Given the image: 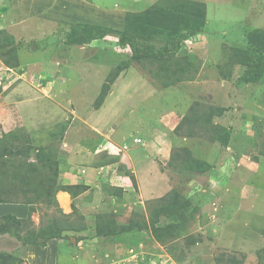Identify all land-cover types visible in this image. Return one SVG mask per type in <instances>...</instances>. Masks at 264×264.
Returning <instances> with one entry per match:
<instances>
[{"label":"rangeland","instance_id":"rangeland-1","mask_svg":"<svg viewBox=\"0 0 264 264\" xmlns=\"http://www.w3.org/2000/svg\"><path fill=\"white\" fill-rule=\"evenodd\" d=\"M68 1L0 0V43L18 48L0 54V136L18 116L33 146L18 160L36 161L43 147L58 160L59 183L68 184L62 173L74 166L86 171L75 175L79 195L60 190L59 207L37 202L32 214L37 231L57 218L70 237L24 247L26 231L22 239L0 234V264H264V65L241 85L235 51L264 53V0L170 1L176 11L206 12L203 33L184 39L162 63L131 62L113 83L114 68L131 57L116 31L126 28L128 12L157 0ZM79 23L115 32L68 45L66 34ZM192 106L215 124L194 120L176 130ZM216 123L229 127L228 144ZM102 150L108 156L100 159ZM87 174L91 181L82 183ZM172 188L193 207L176 235L162 233L164 242L137 228L106 235L132 219L167 226L169 217L157 211ZM13 204L17 214L29 210Z\"/></svg>","mask_w":264,"mask_h":264},{"label":"trees","instance_id":"trees-1","mask_svg":"<svg viewBox=\"0 0 264 264\" xmlns=\"http://www.w3.org/2000/svg\"><path fill=\"white\" fill-rule=\"evenodd\" d=\"M174 0H157L152 3L150 7L136 14L127 13L128 22L124 30H117L119 35L117 41L118 47L129 48L131 50V57L128 62L117 65L114 73L108 77V82L113 83L115 78L125 68H128L131 62H138L144 64L146 61L154 63V61L164 62L163 56L171 51H177L180 48V44L184 39L191 36L203 33L206 23V12L199 14V12L186 11L188 9L177 10L171 6V2ZM180 0H175V2ZM188 3H199L198 1L187 0ZM202 3V2H201ZM136 6L138 3L135 4ZM130 18H129V17ZM171 17H183V23H176V20ZM173 19V20H172ZM115 32L114 29L101 25H89V24H73L71 30L66 34V43L72 44H85L95 39L104 38L107 34ZM150 34V35H149ZM151 38L152 40H149ZM17 45L15 42L7 40L4 43H0L1 55H14L17 53ZM235 50V49H234ZM239 51L240 57L237 59L244 67L242 78L238 79L239 84L251 81V78L258 76L259 71L263 67L264 53L257 48L253 49H236ZM240 74V75H241ZM241 77V76H240ZM254 81V80H253ZM103 84L102 92L98 101H103L106 96L109 83ZM211 110V109H210ZM200 111L192 106L189 114L184 116L178 123L177 128L181 129V126L185 124H193L195 122L203 121L204 123L214 120L210 118L209 113L200 114ZM21 118L18 116L12 119L4 128L3 136L0 138V178H6L13 180V184L7 185L1 180L0 183V202L2 203H19L23 202L29 205V210L23 212L22 216H17L13 213H6L0 216V234H8L16 236L18 239H22V233L26 231L27 240L22 239L21 243L24 247L28 244H35L36 246H45L48 241L54 239H61L70 237L67 234V226H62V222L55 218L48 230L37 229L34 227V221L32 214L37 210L36 203L42 202L51 206L56 204L59 207V203L56 199L57 192L65 190L72 193L74 196L79 195L82 189V185L78 184H63L59 183L58 177L60 170H58V160L53 158L49 152H45V149L39 148L36 161H31L27 158L18 160V157L28 155L33 147L31 144V137L26 134L20 126ZM194 122V123H195ZM201 124V123H199ZM18 125V126H17ZM221 123H216V127ZM19 127V128H18ZM221 131L224 129V136L219 135V139H222L225 144L229 143L230 130L228 126L221 125ZM65 130V126H63ZM218 132V130H216ZM29 133V132H28ZM196 132L192 129L188 131V135H194ZM21 141L29 143H21ZM25 144H30L25 147ZM17 159V160H16ZM21 179L25 186L16 187V181ZM27 187V188H26ZM169 194L170 200L167 197L162 198V208L157 211L161 216L169 217V223L167 226H159L156 224L157 220H151V229L149 224H141L135 220H130L129 224L110 226L106 232L107 236H112L115 233H124L126 230L139 229L142 231H151L152 234L158 238L157 240L164 242L165 239L162 235L168 233L176 235L175 229L179 226L184 227L185 223L189 220V209H193L191 202L186 198L182 201V197H185V193H181L178 189H171ZM122 187L117 188L116 193H120ZM23 194L24 199H18L16 201L15 196ZM20 198V196H19ZM61 209V208H60ZM59 209V210H60ZM61 211V210H60ZM157 217V216H156ZM159 218V217H157ZM150 229V230H148ZM164 233V234H162ZM40 237V240H37ZM78 239V238H77Z\"/></svg>","mask_w":264,"mask_h":264},{"label":"crops","instance_id":"crops-1","mask_svg":"<svg viewBox=\"0 0 264 264\" xmlns=\"http://www.w3.org/2000/svg\"><path fill=\"white\" fill-rule=\"evenodd\" d=\"M68 2H72V0H69ZM91 2H93V0ZM4 127L5 126H2V129H1L2 134H1L0 138L3 136V132H4L3 128ZM0 128H1V126H0ZM103 155H107V154L106 153L104 154V151L102 150V155H101L100 159H102ZM73 171H75V172L73 173ZM66 174H69L68 175L69 178L67 179V181L65 180L66 181L65 183L77 184L79 181L77 180L75 175H82L83 173H81V170H78L77 168H73L72 167V169H69V171H66V173H62V176H65ZM125 177H127V176L125 175ZM90 181H91V178H90L89 174H87L86 178H84L82 180L83 183H87V182H90ZM122 185L124 186V184H122ZM61 192L67 193V191H64V190H62ZM13 205H14L13 203H2V202H0V216L3 215V214H6V213H10V212L13 213V214H16L17 216H22L23 215V211H20V212H18L19 214H17L15 212V210L11 208V207H13ZM18 209H19V207H18ZM35 249H36V247H35Z\"/></svg>","mask_w":264,"mask_h":264},{"label":"clouds","instance_id":"clouds-1","mask_svg":"<svg viewBox=\"0 0 264 264\" xmlns=\"http://www.w3.org/2000/svg\"><path fill=\"white\" fill-rule=\"evenodd\" d=\"M74 168H77L78 170H81V173H85L86 171H85V168L84 167H79V165H77V166H74ZM83 183V182H82ZM69 184V183H68ZM78 184V183H77Z\"/></svg>","mask_w":264,"mask_h":264},{"label":"bare ground","instance_id":"bare-ground-1","mask_svg":"<svg viewBox=\"0 0 264 264\" xmlns=\"http://www.w3.org/2000/svg\"><path fill=\"white\" fill-rule=\"evenodd\" d=\"M60 195V194H59ZM60 198V197H59Z\"/></svg>","mask_w":264,"mask_h":264}]
</instances>
